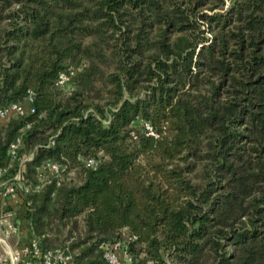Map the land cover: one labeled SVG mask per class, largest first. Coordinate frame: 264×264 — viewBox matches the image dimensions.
Instances as JSON below:
<instances>
[{
    "label": "trees",
    "instance_id": "trees-1",
    "mask_svg": "<svg viewBox=\"0 0 264 264\" xmlns=\"http://www.w3.org/2000/svg\"><path fill=\"white\" fill-rule=\"evenodd\" d=\"M30 92L0 121V166L29 124L10 171L43 249L264 264V0H0V107Z\"/></svg>",
    "mask_w": 264,
    "mask_h": 264
},
{
    "label": "built area",
    "instance_id": "built-area-1",
    "mask_svg": "<svg viewBox=\"0 0 264 264\" xmlns=\"http://www.w3.org/2000/svg\"><path fill=\"white\" fill-rule=\"evenodd\" d=\"M77 70L72 68L59 74L56 84L65 93H68L72 89L73 79ZM31 100L32 93L30 92L23 102H12L0 107V121H8L23 113ZM29 127L30 125L26 124L18 129L8 148L10 162L6 166H0V244L2 245L0 264H74L73 255L66 247L43 249L40 244V238L34 234L30 222L28 228L32 235L29 241L14 247V249L6 247L8 239L14 235H19L21 232L18 212H21V210H24L30 204L29 202L19 204V201L25 199L27 193L33 190L29 189V186L23 181L20 170L14 173L10 171L12 162L17 159L18 150L22 146V136ZM145 128L148 133L153 134L152 127L149 124H146ZM31 158L32 154H29L27 157L20 159L19 165ZM86 162L88 166L95 167L97 165V161L93 158H88ZM44 172H50L55 177L57 186H60L68 179V173H65V166L56 162L48 161L42 164L39 173ZM14 200L17 203L12 204L11 202ZM10 205L12 207L15 206V208L8 209ZM22 216L24 215L22 214ZM120 250L123 253L126 251L123 241H116L107 245L103 252L105 263L128 264L124 256L120 255Z\"/></svg>",
    "mask_w": 264,
    "mask_h": 264
},
{
    "label": "crops",
    "instance_id": "crops-1",
    "mask_svg": "<svg viewBox=\"0 0 264 264\" xmlns=\"http://www.w3.org/2000/svg\"><path fill=\"white\" fill-rule=\"evenodd\" d=\"M12 204L14 203L13 201L11 202ZM14 209L15 206H8V209ZM19 215V222L21 225V232L19 235H14L8 239V243L6 247H9V249H14V247L27 243L32 235L30 233V229L28 228L29 221L27 220L26 217L22 216L21 212H18ZM2 251V245L0 244V252Z\"/></svg>",
    "mask_w": 264,
    "mask_h": 264
},
{
    "label": "rangeland",
    "instance_id": "rangeland-1",
    "mask_svg": "<svg viewBox=\"0 0 264 264\" xmlns=\"http://www.w3.org/2000/svg\"><path fill=\"white\" fill-rule=\"evenodd\" d=\"M74 171L71 172L70 178H75V173H73ZM125 254V255H124ZM120 255L123 257L124 259H126V262L129 263L130 259H129V255L127 254V251H125V253H123L122 250H120Z\"/></svg>",
    "mask_w": 264,
    "mask_h": 264
}]
</instances>
